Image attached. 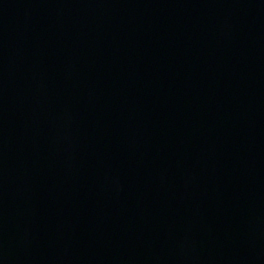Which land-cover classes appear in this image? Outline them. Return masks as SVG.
<instances>
[{"label": "water", "instance_id": "95a60500", "mask_svg": "<svg viewBox=\"0 0 264 264\" xmlns=\"http://www.w3.org/2000/svg\"><path fill=\"white\" fill-rule=\"evenodd\" d=\"M0 264H264V0H0Z\"/></svg>", "mask_w": 264, "mask_h": 264}]
</instances>
